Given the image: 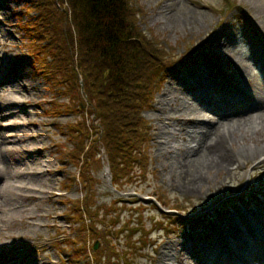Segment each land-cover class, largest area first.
<instances>
[{"label": "rangeland", "instance_id": "rangeland-1", "mask_svg": "<svg viewBox=\"0 0 264 264\" xmlns=\"http://www.w3.org/2000/svg\"><path fill=\"white\" fill-rule=\"evenodd\" d=\"M235 1L240 6L225 7L221 0H138V4L143 7V14L140 16L142 29L155 34L167 46L173 61L176 62L173 68L169 67L171 70L161 92L155 98L153 107L143 113L152 125V171L146 173V179L142 177L125 185L123 191H119L112 185L111 175L106 171L108 164L102 159L92 162L91 173L95 183L92 189L75 177L79 171L74 160L68 156L72 143L69 142V127H66L69 122L74 121L75 116L67 113L65 109H62L58 116H53L50 112L54 106L53 102L63 99L60 98L63 93L59 86L50 82L43 64L35 59L36 55L30 51L29 38L23 22L30 19L33 12L21 0H0V71H11V78L17 80L12 83L25 80L30 83L28 86H33L28 93H24L22 87L14 88L16 91L13 93H17L18 98L28 101L20 105L21 108L26 105L25 114L20 112L16 117L18 120H25L27 124L21 128L11 126L16 131L0 129V148L7 145L24 148L28 145L26 142L35 141L34 138L18 140L19 136H12L15 141L8 143L6 140L4 144L5 134L17 131L41 132L46 141V150L42 153L38 150L35 153L39 154L32 155L40 158L38 161H51L50 170L43 176L52 177L53 181L50 192L40 200L22 199V191H18V200H26L20 203V211L41 206L40 211L44 214L40 219L16 211V219L10 222L15 221L12 229L10 225L6 227L8 230L0 229V247L3 246L9 255L14 247L17 250L34 251V255L30 256L32 260H27V264H47L50 261H60L62 264H98V260L89 252L88 241L83 243V246L78 245L76 236L79 230L71 227L72 221L78 216L75 197L82 198L88 190V200L92 208H100L95 218L102 226L112 224L113 219L106 214L103 206L113 203L117 197L128 196L137 190V196L145 200L141 202L146 204L150 211L145 212L143 223L145 229L152 231L153 236L151 239L142 240L143 244H150V247L148 251L140 250L137 257L131 261L132 264H161L163 250L180 249L187 246V242H200L202 247H211L214 244L215 231L218 229L222 232L230 222L237 223L247 230L240 213L251 216L253 223L264 225V94L260 93L257 98L240 99L242 90L248 95L258 89L264 93V13L258 12L256 0ZM184 76L203 88V97L207 96L212 102L205 101L204 104L201 99H195L197 94L194 93L195 90L188 89V84L182 78ZM218 81L221 86L217 85ZM10 88L6 92H9ZM169 88H176V93L182 98L181 102L186 103L187 109L182 108L179 113L192 116V120L185 118L178 121L167 119L165 116L158 118L162 115L157 111L162 105L160 98ZM1 92L3 90L0 91L2 97ZM191 108L196 109L195 116ZM85 109L87 104L78 110L81 114L76 116L91 125L94 115L89 112L86 114ZM199 116L210 121L202 122L198 119ZM32 121L36 123L32 124ZM163 121H168L166 124L172 123L173 127L177 128H187L202 122L207 130L211 129V133L222 132L228 123L235 124L234 133L231 131L229 138L221 142L216 141L223 151V156L226 157L228 153L230 159L221 166L201 155L198 159L197 154L195 159L185 161V157H188L186 150H182L181 156H177L171 148L170 135L173 132L168 135L167 144L161 145V140L165 138L163 132L169 128L164 127ZM6 122L7 118L0 120L1 125ZM257 124L261 128L260 132L256 130L258 133L255 134L253 131ZM244 131L253 133L254 139L243 137V133L247 134ZM250 146L255 149L253 155L238 154L239 148L247 149ZM261 146L263 148L259 149ZM167 150H171L170 156H174L170 160L171 164L164 155H169ZM102 154L105 157L106 152L102 151ZM180 160L182 163H179ZM18 165L20 162L15 160L14 166H9L2 177L0 174V187L10 179L9 172H12L14 180H32L38 177L39 180L42 177L38 175L35 178L31 174L20 176ZM54 192H59L60 195L50 199L49 195ZM159 196H164L170 203L182 205L185 211L192 213L182 216L170 212L168 222L157 221L161 214L155 209V205L164 211H171L157 202ZM151 199L152 203L147 202ZM117 205L121 206L119 203ZM82 211L87 212L84 208ZM259 211L260 218L257 220L253 212ZM131 212V207L112 212V216L117 214L115 217L120 216L122 219V222L113 228H121ZM137 215L138 213L134 216ZM134 221L139 222L138 219ZM170 230L174 232L170 233ZM222 233L225 235L227 232ZM248 235H252V232ZM245 238H241L244 246ZM222 241L224 244L223 239ZM231 247V253L214 251L209 256L204 252V256L215 260L214 255H217L220 262L242 256L249 259L247 262L261 264L259 260L250 258V255L243 251L244 247L240 245L238 238ZM182 253L184 257L188 255L186 251ZM197 259L199 258L195 257L192 261L198 263ZM209 259L206 264L211 262Z\"/></svg>", "mask_w": 264, "mask_h": 264}, {"label": "trees", "instance_id": "trees-1", "mask_svg": "<svg viewBox=\"0 0 264 264\" xmlns=\"http://www.w3.org/2000/svg\"><path fill=\"white\" fill-rule=\"evenodd\" d=\"M30 1L36 14L23 27L31 49L41 58L50 80L65 93L64 101L54 103V114L64 107L76 112L86 101L89 112L96 114L90 126L79 117L69 125L70 139L78 141L73 153L82 177L91 185L88 166L101 142L118 185L121 178L125 183L133 181L135 167L145 169L148 152V124L142 114L166 69L174 64L172 54L155 34L142 29L137 0ZM95 122L99 130L93 134ZM89 217L93 219L92 214ZM93 231V236L102 238L97 258L104 256V264H109L116 253L115 242L107 236V228ZM133 236L134 230L127 240Z\"/></svg>", "mask_w": 264, "mask_h": 264}, {"label": "bare ground", "instance_id": "bare-ground-1", "mask_svg": "<svg viewBox=\"0 0 264 264\" xmlns=\"http://www.w3.org/2000/svg\"><path fill=\"white\" fill-rule=\"evenodd\" d=\"M256 4L258 7V12L259 13H264V0H256ZM220 43V42H219ZM194 77V76H192ZM183 81H186L188 84V89L190 90H195L194 93L197 94L195 99H201L204 104L206 102H212L207 96L203 97L204 95V89L199 87L197 83H195L192 79L190 80L188 77H182ZM13 81H17L15 79L11 78V71L9 70H3L0 71V91L2 97L0 99V120L7 118V122L3 123L2 125L0 124V129L1 130H8L11 129L12 131H16L15 128L18 127H25L27 122L25 120H18L16 119L17 114L20 112H23L22 114H25L24 111L26 110V105L25 107L21 108V103L23 102H28L25 99H21L20 97H17V93H13L16 90L14 88H21V90H24V93H28L29 90L33 88V86H28L30 83L27 81L23 80L21 82L17 83H12ZM219 86L220 82L218 81ZM190 85V87H189ZM10 88L9 92H6L8 88ZM6 92V93H5ZM177 89L176 88H169L163 96L160 98V101L162 102V105L160 106V112L162 113L161 116H158V118H161L165 116L167 119H174L178 121H182L185 118H193L192 116H186L185 114H180L179 110L181 111L186 108V103L181 102L180 99H182L179 94L176 93ZM5 93V94H4ZM260 93L264 94L262 90H256L253 94L248 95L245 91L242 90L241 92V97L240 99H244L245 97H250L252 98H257L260 96ZM22 94V93H21ZM24 96V95H23ZM206 101V102H205ZM38 103V102H37ZM7 109V110H5ZM193 115L195 116L196 109L191 108ZM8 111V114H7ZM10 114H15L14 116H11ZM251 114V113H250ZM192 115V114H191ZM198 119L202 122H207L210 121L205 117L199 116ZM165 124L164 127H169L167 130L163 132L164 134V139L161 140V145L167 144L169 141L168 135H170V143H171V148L172 150H175L177 156H181L180 152L182 150H186V154L188 157H185V161H189L192 159H195V155L197 154L198 156L196 158L199 159V156L201 155L205 159L211 161V162H218L219 165L221 166L222 164H225L229 159L230 155L227 153V156H223V151L221 148L218 146V142L223 141L225 138H229V133L232 131L234 133V126L235 124H230L225 126V128L222 130L220 133H211V129L207 130L208 128L204 126L202 122H198L197 124L191 125L190 127H184V128H177L173 127L172 123H168V121H163ZM263 120L261 121V125ZM32 124H35V121L31 122ZM215 123V122H213ZM15 126V128L11 127ZM254 128H256L253 133L257 134L258 131L261 127L259 124L255 125ZM173 130V131H172ZM243 133V137L248 136L249 139H254L253 133H249L248 131ZM260 132V130H259ZM213 136V138H209V136ZM12 136H19L20 139L22 138H34L35 141L31 142H26V146L19 147V146H4V148H0V174L1 177L3 176L2 174L6 171V169L9 166H14L15 160L17 162H20V168L21 170L19 172L20 176H26V175H33L35 178L38 175H41L42 177L37 180V179H32V180H20V179H12L13 175L12 172L10 174V179L7 180L2 187H0V229L4 228L5 230H8L9 228L8 225H10V229H12V225L15 222L10 223L12 220L16 219L17 212H25L28 217L31 218H40L43 216V212L40 211V207L35 208V209H24V211H20L21 208V202H24L26 200H18L17 195L18 191H22L20 194V197L22 199H29V198H34V200H40L43 198L46 194L50 192L49 189H51V184H52V177L51 178H46L43 176L44 173L48 172L47 170H50L51 168V161L49 159H45L44 162L38 161V157L36 155H32L31 153L33 152H38L40 153L44 152L46 150V141L42 137L41 132H33V131H17L10 133V134H5L4 135V144H6V140L8 143H11L15 141ZM217 137H220L219 139ZM231 138V137H230ZM209 139H213L212 141H209ZM218 141V142H216ZM27 147V148H25ZM175 148V149H174ZM263 146L259 147V149H262ZM25 149V150H23ZM36 149V150H34ZM239 155H244V156H251L255 153V149L250 146L247 149L244 148H239ZM25 151V152H24ZM166 153H169L167 156L165 153V157L168 159V162L170 164L172 163L170 160L174 158V156H170L171 150H167ZM179 163H182V160H180ZM22 167V168H21ZM12 181V182H11ZM5 184V185H4ZM200 185V183L198 184ZM259 212H253L254 218L257 220L260 218ZM241 218L244 221V225L246 226L247 230L245 228L241 227L237 223L230 222L227 224V236L229 238H232V241L236 238L240 241V245H242L244 248L245 246L241 242V238L246 237L248 234L251 232L253 233L254 229V223L251 221V216L249 217L246 213H240ZM39 223V222H37ZM33 225L35 223H32ZM10 237L12 235L10 234ZM214 244L210 247L209 245H206L204 247H201V249H197V246H200L199 243L192 242V244L189 246H184L180 249H169V250H163L162 251V256L160 259L161 264H203V258H204V252L207 253L209 256L214 252H230L228 249L227 245V239L225 238L224 233L220 232V230L217 229L214 233ZM224 240V244L223 241ZM13 247L12 245H10ZM182 251L188 252L185 257L183 256ZM254 254L258 257L262 263L264 264V256H260L256 251H254ZM11 257L9 256L8 252L5 251V248L3 246L0 247V264H10L9 259L13 258L16 262V264H27V260H32V257H30V253L24 252L17 250L15 247L11 251ZM195 257L199 258L198 263L195 260ZM192 258V259H191ZM217 263V262H216ZM47 264H61V262H48ZM235 264V263H233ZM236 264H250L248 262H237Z\"/></svg>", "mask_w": 264, "mask_h": 264}]
</instances>
